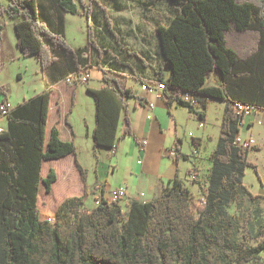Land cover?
I'll list each match as a JSON object with an SVG mask.
<instances>
[{"label":"trees","instance_id":"1","mask_svg":"<svg viewBox=\"0 0 264 264\" xmlns=\"http://www.w3.org/2000/svg\"><path fill=\"white\" fill-rule=\"evenodd\" d=\"M5 1L0 16L7 15L14 23L18 48L24 56H33L43 71L59 52L75 55L64 31H52L43 21L37 0ZM90 1L101 8L107 31L135 58L137 69L149 67L138 51L119 41L106 8L98 0ZM167 1L175 14L167 24L156 26L162 64L155 79L138 76L137 80L163 84L167 104L175 102L201 121L210 100L226 103L211 168L206 183L199 184L206 203L193 209V194L176 175L160 196L149 202H131L125 211L121 202L102 195L98 205L85 210L89 196L85 190L59 206L54 223L42 218L39 184L42 181L49 193L56 180L54 169L41 177L42 162L76 153L74 143L62 141L55 127L46 140L49 89L11 109L7 128L0 132V264H264L260 210L256 208L254 222L243 233L242 220L227 209L230 205L236 210L246 204L260 206V196L244 183L249 167L259 176L257 166L248 160L249 152L259 147L247 149L236 143L241 119L235 105L264 111V0ZM56 6L70 15L86 17L88 45L100 53L86 0H56ZM3 30L0 22V72ZM109 63L113 69L120 67L112 59ZM165 66H169L168 76ZM100 70L104 86L88 88L96 107L95 151L116 147L125 101L139 99L109 69ZM214 73L219 75L218 84L207 86ZM185 93L197 98L200 106L183 101ZM1 95L6 101L0 86ZM125 122L122 136H132L127 115ZM77 166L85 181L86 170L78 161Z\"/></svg>","mask_w":264,"mask_h":264},{"label":"crops","instance_id":"2","mask_svg":"<svg viewBox=\"0 0 264 264\" xmlns=\"http://www.w3.org/2000/svg\"><path fill=\"white\" fill-rule=\"evenodd\" d=\"M37 3L39 13L47 26L52 31L62 29L67 40V24L70 16L73 15L58 9L56 0H37ZM126 4L123 3V8L119 9L117 14L123 16L124 22L128 25L127 29L121 27L124 25L118 23V19V26L113 25V27L119 36V41L138 51L146 59L149 67L140 68L141 71L136 67L134 72L129 68L121 67L117 70L108 68L98 61L100 56L98 51L96 56L93 54L92 48L88 45L87 37V43L78 49L73 48L76 52L75 55L59 52L55 56L56 61L44 71L43 81L34 94L27 97L23 96L17 104L11 102V96L8 95L6 87L0 82V86L5 92L6 101L12 109L50 89L52 94L45 134L46 140L50 139L52 129L55 127L62 141L73 142L76 147L75 154L42 162V178L47 176L50 169H54L56 174V180L52 183L49 193L42 181L39 184L38 207L40 210V204H45L47 208L44 210L45 219L53 220L57 209L65 200L82 196L85 190L89 192L88 197L93 196L94 200L100 195L108 199L111 190L125 186L128 190V197L122 202L124 206L135 201L149 202L160 196L163 188L176 175L195 195L199 190V184L190 179V173L195 172L200 177L204 172L203 169L207 170L208 175L211 168L210 157L219 140L226 103L222 100H210L205 110V120L201 121L196 114L191 113L187 108L181 107L175 102L170 105L167 104L163 91L157 89L153 91L142 90V84L137 80V77L155 79V72L162 64L156 26L151 30H146L141 24L145 18H150L149 16L154 14V9H152L153 6L148 5L144 8L146 11L138 7L136 15H132ZM76 16L84 17L82 15ZM95 16L94 19V14H92L90 22L93 26L94 37L96 31L103 27L100 22L105 24L103 13L95 14ZM108 16L113 19L110 12H108ZM1 22L4 24L1 35L3 69L9 61L20 59L23 53L17 46L14 23L10 22L14 29V33H10L7 29L11 28V24H7L6 20ZM105 29H107L106 24ZM113 40L115 44L114 37ZM95 41L98 45L96 37ZM152 47L156 48L154 54L150 51ZM85 49L88 50L87 53ZM149 54L153 57H150ZM135 63L137 66V61ZM100 67L109 69V74L118 79L125 87L132 89L139 99L129 98L125 101L127 109L123 111L119 122L118 135L120 138L116 147L112 150L100 148L95 151L93 132L96 126V107L88 88L98 89L104 86L103 73ZM79 71L89 73L88 83L72 84L66 81L70 75ZM17 75L19 78L22 77L20 72ZM218 81L219 75L214 73L208 79L207 86L216 85ZM153 84L155 83L153 82ZM3 98L4 96L1 95L0 101H3ZM149 102L155 103L151 120L147 118ZM125 115L129 118L132 136H122L126 126ZM0 125L6 129L7 119H0ZM189 126L196 130V134L192 131L189 132L191 143L187 144L186 137L183 138L180 131L183 127ZM238 135L243 139H253L254 145L259 147L258 150H251L248 154V160L259 167V155L264 153V111H258L253 117L247 119L244 125L240 127ZM171 149L176 150L178 158L168 154ZM252 153H255L254 160L251 158ZM183 155L187 156V159H184ZM77 161L86 170L85 181L77 166ZM247 170L248 168L246 172ZM261 176L264 179V171L261 172ZM262 178L260 180L261 189L256 193L251 191L260 198L264 197ZM85 207L93 209L95 204L87 206L85 203Z\"/></svg>","mask_w":264,"mask_h":264},{"label":"rangeland","instance_id":"3","mask_svg":"<svg viewBox=\"0 0 264 264\" xmlns=\"http://www.w3.org/2000/svg\"><path fill=\"white\" fill-rule=\"evenodd\" d=\"M101 5L106 8L107 14L110 12L112 14L113 19H111L112 25H117V19L119 20L118 23H122L124 25L121 26L123 29H127L128 25H126V22H124L123 16L121 14H117V11L119 9L123 8V3H127L126 7H128L130 13L132 15H136V12L138 11V7L143 8L145 10V6H153L152 9H154V14H151L149 16L150 18H145L143 22L141 23L146 30H151L154 26H157V24H167L169 20L174 16L175 10L172 8L171 4L167 0L162 1H154V0H100ZM99 1V2H100ZM151 1V2H150ZM5 0H0V5L6 6ZM86 4L90 7L92 10V14H94V19L96 18L95 14L98 13L102 14L101 8L93 1L86 0ZM151 9V8H150ZM146 11V10H145ZM130 14V15H131ZM119 15V16H117ZM4 17V18H2ZM120 18V19H119ZM7 24H11V20L5 16H0V22L5 21ZM113 22H115L113 24ZM103 27L100 28V30H97L95 33V37L97 39V46L100 50V56L99 60L102 62V65H106L108 68H112L111 63L109 61L112 59L114 64H119V68H129L132 67L133 69L136 68L135 58H131V55L127 54L125 50H123L117 42L114 44L113 36L105 29V24L100 22ZM97 24V23H96ZM130 26V25H129ZM68 30H67V44L74 48L78 49L80 46L87 43V35H88V24L86 22V18L79 17V16H70L68 24H67ZM7 31L10 33H14L13 26L11 24V28H8ZM155 47L150 48V51L152 54L155 52ZM122 50V53L119 52ZM87 49H85V52L87 53ZM93 54L96 56L97 50L93 49ZM150 55V54H149ZM150 57H153L150 55ZM154 59V58H153ZM113 69V68H112ZM20 72L22 77L19 78L17 73ZM165 75L168 76L170 73V70L165 66L164 68ZM0 82L6 87L7 93L10 97V100L13 104H17V102H20L22 100V97L31 96L34 94L35 90L40 86L42 83V75L44 74V71L41 68V65L39 62L33 57V56H24L22 55L20 59L15 61H9L4 65V68L0 72ZM123 80V79H122ZM124 81V80H123ZM192 131L196 134V130L193 129V127H183L180 131V134L183 138L186 137L187 144H190V137L189 132ZM200 131V130H198ZM197 131V132H198ZM188 150V148H187ZM255 153L251 154V158L254 160ZM260 157V165L257 167L259 176H257L254 168H248L246 172V176L244 178V183L247 185L250 191L253 193L258 192L262 184L260 182L262 176L261 172L264 171V153L259 155ZM203 174L198 177L197 175V182L198 184L204 185L207 180V170L203 169ZM195 173V172H193ZM191 179V178H190ZM192 180V179H191ZM262 181L264 182V179L262 178ZM44 185V184H43ZM198 192L193 195V209L197 207H201L203 204L202 202V193L200 188H198ZM256 195V194H254ZM261 204L260 206H252L251 204H246L243 209H237L234 205H230L227 209L231 214L237 215L243 223L242 231L243 233H246L248 223L251 224L254 222V216L256 215V208L260 210V217L264 223V197L260 198L259 201ZM87 206H93L95 204V200L93 196H90L86 200ZM96 206V204H95ZM45 204H40V210H41V217L45 219L46 215H44V210H46ZM85 210L90 211L91 208H86ZM123 210L125 211V206L123 205ZM55 219V218H54ZM53 219V220H54ZM251 243H255V241H251Z\"/></svg>","mask_w":264,"mask_h":264},{"label":"built area","instance_id":"4","mask_svg":"<svg viewBox=\"0 0 264 264\" xmlns=\"http://www.w3.org/2000/svg\"><path fill=\"white\" fill-rule=\"evenodd\" d=\"M90 79V75L87 71L81 73V74H77V75H71L69 76L66 81L68 83H72V84H86L88 83ZM164 85L163 84H142L141 85V89L144 91H153L154 89L163 91L164 90ZM181 99L187 103H190L192 106L194 107H199L200 103L199 100L197 98H195L192 94L189 93H185L181 95ZM12 107L11 105L7 102V101H0V119H7V116L9 114V112L11 111ZM155 109V103L154 102H149L148 103V110L149 113L147 115V118L149 120H151L153 118V111ZM235 109H236V113L237 115L240 117L241 122H240V127L244 125L245 121L251 117H253L258 111L252 107V106H247L245 104H236L235 105ZM201 125H203L201 123ZM4 128L0 125V132H3ZM236 143L244 148L247 149H251L253 146H255V142L253 139H243L241 138L239 135H237L236 137ZM168 154L171 157H176L177 156V152L175 149H171ZM190 178L192 180H196L197 179V175L196 173L191 172L190 173ZM99 197L97 196L95 199V204L98 205L99 204ZM128 197V190L125 186H120L117 187L113 190H111L108 200L109 201H119V202H123L126 198ZM202 204L204 205L206 203V199L204 197H202ZM51 223H54V220H49Z\"/></svg>","mask_w":264,"mask_h":264},{"label":"water","instance_id":"5","mask_svg":"<svg viewBox=\"0 0 264 264\" xmlns=\"http://www.w3.org/2000/svg\"><path fill=\"white\" fill-rule=\"evenodd\" d=\"M169 69V66H166Z\"/></svg>","mask_w":264,"mask_h":264}]
</instances>
